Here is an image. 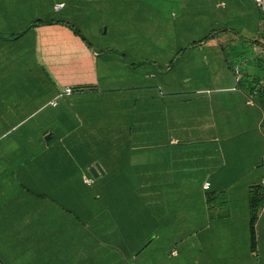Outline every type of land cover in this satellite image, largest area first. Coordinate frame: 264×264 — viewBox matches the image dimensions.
Segmentation results:
<instances>
[{
    "label": "crops",
    "instance_id": "0c3cea01",
    "mask_svg": "<svg viewBox=\"0 0 264 264\" xmlns=\"http://www.w3.org/2000/svg\"><path fill=\"white\" fill-rule=\"evenodd\" d=\"M88 1L0 0V236L36 246L62 236L84 255L73 264H137L140 252V264H264L254 0L237 1V32L223 25L195 40L165 24L154 56L139 52L146 37L126 39L124 51L75 33ZM136 235L148 237L138 252Z\"/></svg>",
    "mask_w": 264,
    "mask_h": 264
},
{
    "label": "rangeland",
    "instance_id": "374dc122",
    "mask_svg": "<svg viewBox=\"0 0 264 264\" xmlns=\"http://www.w3.org/2000/svg\"><path fill=\"white\" fill-rule=\"evenodd\" d=\"M96 1H88L87 9L81 12L85 15V20L84 16L82 17L83 24L77 19L71 20V27L80 29L86 40L96 48L101 45L106 49H122L128 38H149L152 45H141L143 48L139 50L149 56L156 54L158 47L155 39L164 33L162 28L165 24L175 25L172 28L173 32L182 38L199 40L204 35L218 31L223 25L232 32H237L238 24L242 22L240 11L237 9L238 0H223L228 2L227 9L216 6L218 0H186V3L184 0L178 2L145 0L144 7L135 5V8L128 6V0H102L100 10L96 9ZM170 11H173V17L169 15ZM261 17H264L262 13ZM141 21L148 23L144 27L137 26ZM98 28H101L99 34L96 33ZM252 28L251 22L248 21L247 31L243 30L241 35L251 39ZM159 235L146 247V250H149L153 244L162 242L163 237ZM24 237L26 236H0V264H73L84 257L82 251L70 253L67 244L60 243L62 236L53 237L57 243L55 246L41 242L40 236H38V246L35 241H24ZM64 239L68 242L67 235H64ZM140 262L141 254L137 264Z\"/></svg>",
    "mask_w": 264,
    "mask_h": 264
},
{
    "label": "built area",
    "instance_id": "2783aa9c",
    "mask_svg": "<svg viewBox=\"0 0 264 264\" xmlns=\"http://www.w3.org/2000/svg\"><path fill=\"white\" fill-rule=\"evenodd\" d=\"M254 2L257 5V7L259 8V10L261 11V13L264 15V0H254ZM259 27H260L262 33H264V17H261V19L259 21ZM261 51H262V53H264V42L261 46ZM71 90H72L71 87L67 86L65 88L66 93H69ZM256 92H257L256 90L253 91V93H256ZM247 102L250 104H253L254 100L251 96H249L247 98ZM83 180L89 184V183H91L92 178L89 176L83 175ZM261 185L264 187V178H262V180H261ZM208 186H209V182H205L204 187L207 188Z\"/></svg>",
    "mask_w": 264,
    "mask_h": 264
},
{
    "label": "trees",
    "instance_id": "16d2710c",
    "mask_svg": "<svg viewBox=\"0 0 264 264\" xmlns=\"http://www.w3.org/2000/svg\"><path fill=\"white\" fill-rule=\"evenodd\" d=\"M66 25H68V24H66ZM72 28V27H71ZM72 30L75 32V33H79V31L78 30H76L75 28H72ZM207 37V36H206ZM205 37V38H206ZM204 38V39H205ZM257 92H258V94H259V96L261 97V99L264 101V87L263 88H260L259 90H257ZM259 202L260 201H258L257 200V202H256V200H254L253 198L251 199V204H250V206H251V211H252V213L254 214V212H255V210H256V207H257V205L259 204ZM136 237V241H135V247H134V251L135 250H137L143 243H144V241L148 238V237H146V238H142V236H139V240L137 239V235L135 236ZM134 237V238H135ZM140 254H141V252L135 257V258H139V256H140Z\"/></svg>",
    "mask_w": 264,
    "mask_h": 264
},
{
    "label": "water",
    "instance_id": "95a60500",
    "mask_svg": "<svg viewBox=\"0 0 264 264\" xmlns=\"http://www.w3.org/2000/svg\"><path fill=\"white\" fill-rule=\"evenodd\" d=\"M96 168L99 169V170H101L100 167H98V166H97V167H96V166H91V167H90V172L92 173L93 176H96V175H97ZM144 245H145V244H144ZM144 245H142V246L137 250V252L140 251L141 248H142ZM137 252H136V253H137Z\"/></svg>",
    "mask_w": 264,
    "mask_h": 264
}]
</instances>
